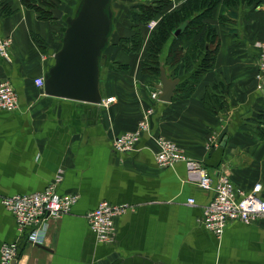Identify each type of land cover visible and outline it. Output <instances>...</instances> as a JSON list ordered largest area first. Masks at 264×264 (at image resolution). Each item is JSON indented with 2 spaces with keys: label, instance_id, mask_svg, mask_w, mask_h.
Wrapping results in <instances>:
<instances>
[{
  "label": "crops",
  "instance_id": "crops-1",
  "mask_svg": "<svg viewBox=\"0 0 264 264\" xmlns=\"http://www.w3.org/2000/svg\"><path fill=\"white\" fill-rule=\"evenodd\" d=\"M153 1L112 0V33L100 60L99 90L102 100L115 101L95 105L47 96L34 83L44 80L54 63L64 20L42 18L20 0H0V38L10 40L7 57H0V83L8 82L18 99L16 110H0V249L16 244L14 264H264V218L231 222L215 236L200 223L214 192L188 181L183 162L159 168L153 140L162 136L177 144L188 159L202 164L212 186L223 174L243 192L258 185L264 200V83L258 78L264 0L230 9L220 3L213 10L204 23L218 37L214 65L191 94L175 90L169 103L150 100L158 82L151 89L143 83L141 55L127 52L130 42L124 41L132 34L130 10ZM168 1L166 11L172 12L187 0ZM51 2L69 17L80 0H43L35 6L49 12ZM151 31L143 28L141 54ZM194 41L180 39L172 50L187 49ZM171 43L164 46L162 62ZM181 66L178 85L193 70ZM163 68L173 79L174 69ZM210 90L225 102L214 113L204 104ZM149 108V133L141 135L137 149L114 152L112 140L136 130ZM58 178L57 194L78 199L69 213L40 226L38 244L29 243L30 231L17 230L1 199L41 192ZM102 201L129 208L115 218L111 244L99 243L88 225V213Z\"/></svg>",
  "mask_w": 264,
  "mask_h": 264
},
{
  "label": "built area",
  "instance_id": "built-area-1",
  "mask_svg": "<svg viewBox=\"0 0 264 264\" xmlns=\"http://www.w3.org/2000/svg\"><path fill=\"white\" fill-rule=\"evenodd\" d=\"M156 25L157 21H150L147 28L151 31ZM9 47L10 40L0 38V57H7ZM258 48V78L264 83V41L258 43ZM34 83L37 87L42 88L44 80L38 78ZM150 100L158 101L157 91L150 93ZM114 101L115 98L113 97L106 98L102 100V104L109 105ZM17 107L18 99L13 87L6 81L1 82L0 110L14 111ZM152 114L153 109L149 108L146 115L138 122L136 130L116 136L112 140L114 152L135 151L141 135L149 133L148 118ZM153 140L156 145L154 160L159 168H168L178 162H183L188 181L195 183L202 190L214 192L211 202L203 209V217L200 223L215 236L220 237L225 226L231 222L251 224L264 218V200L258 197L260 190L258 185L250 192H243L236 189L227 176L218 174L216 184L212 186V180L202 164L188 159L177 144L162 136L154 137ZM59 181V178L56 179L53 184L41 192L14 195L1 199L4 208L13 215L17 230L20 233L27 229L30 231L27 236L29 243L38 244L40 242V237H38L40 226L50 219H57L69 213L78 199L77 194H57L56 187ZM187 203L193 204L194 201L190 199ZM128 209L127 206H115L102 201L88 213L89 228L99 243L111 244L114 242L115 218ZM17 255L15 243L3 244L0 249V264H14Z\"/></svg>",
  "mask_w": 264,
  "mask_h": 264
},
{
  "label": "trees",
  "instance_id": "trees-1",
  "mask_svg": "<svg viewBox=\"0 0 264 264\" xmlns=\"http://www.w3.org/2000/svg\"><path fill=\"white\" fill-rule=\"evenodd\" d=\"M26 7L34 8L40 13V17L51 19L52 16L48 11L43 12L36 3H42L43 0H20ZM166 4L169 3L165 0ZM45 2V1H44ZM259 0H187L179 10L167 12L166 6L138 4L129 12L128 21L131 24V36L124 41L130 42V47L126 51L134 57L141 55L139 61L138 75L143 79L149 88L159 82L160 68L163 66H171L174 69L173 79H179V66L188 72L193 68L189 78L176 86V91L181 92L185 96L191 94L200 78L210 71L215 62V55L218 50V37L213 26L206 25L204 20L211 17L213 10L222 3L226 9L236 7L241 4L248 6L258 4ZM163 4V0L161 1ZM55 3L51 2L48 7L54 8ZM166 11V12H165ZM159 18L157 25L150 32L146 48L142 52L143 45V28L151 20ZM187 22V23H186ZM186 23L182 33L174 36V31L182 24ZM112 33L109 35V40ZM195 39L194 43L187 49L173 48L178 40ZM108 40V41H109ZM172 41V45L168 49V59L165 62L161 60V54L164 46L168 41ZM109 43L104 49L106 52ZM122 67V66H121ZM181 80V79H180ZM215 89V87H214ZM204 104L211 112H217L223 109L225 102L220 96L208 91L204 98Z\"/></svg>",
  "mask_w": 264,
  "mask_h": 264
},
{
  "label": "water",
  "instance_id": "water-1",
  "mask_svg": "<svg viewBox=\"0 0 264 264\" xmlns=\"http://www.w3.org/2000/svg\"><path fill=\"white\" fill-rule=\"evenodd\" d=\"M111 4L112 0H80L75 14L69 17L63 16L57 7L49 10L52 18L63 19L66 27L60 50L53 55L54 63L44 76L41 93L82 103H101L100 60L112 27ZM186 23L174 31L175 37L182 33ZM158 81V101L169 103L179 80L167 77L161 67Z\"/></svg>",
  "mask_w": 264,
  "mask_h": 264
},
{
  "label": "rangeland",
  "instance_id": "rangeland-1",
  "mask_svg": "<svg viewBox=\"0 0 264 264\" xmlns=\"http://www.w3.org/2000/svg\"><path fill=\"white\" fill-rule=\"evenodd\" d=\"M161 1L162 0H154L152 3L159 5V6H166L167 5L165 0H163V4H161Z\"/></svg>",
  "mask_w": 264,
  "mask_h": 264
}]
</instances>
